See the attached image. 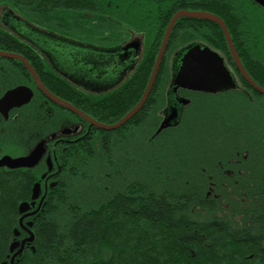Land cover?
I'll list each match as a JSON object with an SVG mask.
<instances>
[{
	"label": "trees",
	"instance_id": "16d2710c",
	"mask_svg": "<svg viewBox=\"0 0 264 264\" xmlns=\"http://www.w3.org/2000/svg\"><path fill=\"white\" fill-rule=\"evenodd\" d=\"M189 1L199 4L208 0H0L66 38L79 36L80 40H99L96 37L118 29L114 20L147 32L149 50L139 70L127 86L107 97H89L49 74L40 61L44 58L40 57L38 49L33 51L24 44L15 45L11 41L14 37L2 32L0 49L5 50L3 43L12 45L15 53L32 63L55 94L57 85L63 89L66 101L97 121L115 124L143 96L145 88L137 83V77L143 72L149 76L155 65L164 33L163 13H175ZM213 1L218 5L228 2ZM218 36L224 40L220 32ZM12 63L22 66L20 78L13 77L17 83L12 85L26 83L21 76L31 75L20 61ZM167 71L162 65L159 74H167ZM158 82L159 78L142 110L125 126L112 132L92 128L89 134L58 147L51 159L54 175L50 177L56 181V187L48 189L44 212L25 220L33 223L35 242L26 248L17 264H264L259 237L234 232L213 218L197 221L191 213L192 200L168 191L172 187L164 189L166 176L176 178L178 176L173 174L178 170L192 173L198 169V163L206 168L209 156L225 153L233 144L232 130L223 108L217 113V122L216 113L207 120L209 128L205 130L200 127L199 114L191 107L180 128L166 131L151 141L157 124L152 112L153 100L160 91ZM19 113L22 114L15 122L0 117V155L14 151L28 153L36 142L58 129H52L59 121L50 115L52 110L44 106L39 95ZM256 116L252 108L248 118ZM147 120L150 124L145 123ZM134 134H138L137 140ZM255 139L257 141L256 136ZM8 142L10 147L6 148ZM258 148L259 145L250 143L245 146L252 156L258 154ZM196 152L205 156L202 161L191 158ZM48 170L49 166L43 163L35 169H0V264L8 260L15 230L20 227L18 205L30 197L40 175ZM150 187L156 195H150ZM131 191L137 194L132 196ZM121 218L136 229L135 233L131 232L132 238L139 234L145 237L141 242L136 238V252L126 241L122 244L124 238L117 233ZM21 236H25L23 231ZM155 245L166 259L158 260L150 253L146 261L145 251ZM231 246L255 247L257 252L245 259L230 250Z\"/></svg>",
	"mask_w": 264,
	"mask_h": 264
},
{
	"label": "flooded vegetation",
	"instance_id": "af4514ba",
	"mask_svg": "<svg viewBox=\"0 0 264 264\" xmlns=\"http://www.w3.org/2000/svg\"><path fill=\"white\" fill-rule=\"evenodd\" d=\"M223 4L218 5L213 0L199 4L189 1L183 3V8L175 13H163L164 19L161 23L162 25L166 24V29L171 19L179 12L205 13L215 16L223 21L232 44L227 40L223 26L216 21L186 16L175 23L170 34L169 45L172 52L167 56V59L172 58L171 66L173 67V61L175 65L180 63L181 59L176 57L179 50L182 53L197 44L208 47L224 58L238 87L229 92L217 94L193 92L182 88L173 92L171 91L173 67L170 69L169 75L162 74V78H165L166 81V87H168L165 105L160 111V120L156 129L174 109L179 111V119H184L194 101L195 111L199 114L200 127H202L204 116L205 120H208L207 115L214 118L216 113L217 122V113L222 107L231 109L226 118L232 130L231 142L233 145L225 153H214L209 156L211 164L209 170L203 168L204 164L198 163L197 175L200 196H202L198 199V209L202 210L205 215L196 213L194 216L204 222L213 218V220L223 222L234 232L257 236L261 239L262 249H264V114L258 113V120L253 117L252 119L248 118L252 108L256 110L262 106L264 110V94L258 91L242 73L236 58V56L239 58L240 64L251 80L264 89V0H228ZM20 22L59 40V44L54 49L69 62L53 64L54 60L52 61L43 51V49H47L46 42H44L45 48L38 49L39 55L42 58L45 54L46 58L48 57L51 61L50 64L45 63V70L85 94H110L122 86L142 62L144 48H148L149 44V41L145 40L146 44L144 45L140 37H135L130 42L118 46L73 43L69 41V38L53 34L50 30L40 27L17 13L0 12L1 28L17 31L18 25L15 23ZM219 32L223 35L224 40L218 36ZM26 35L33 41H37L32 33ZM73 48L79 50L76 51ZM222 49H226L227 52H222ZM261 64L263 68H261ZM37 74L40 76L38 72ZM40 80L43 82L41 77ZM194 95L199 98L200 102H205L204 106L196 102L195 98L193 99ZM234 96L237 98L235 99ZM261 99L263 100L262 104ZM185 100L188 102L184 106ZM172 127L164 130L161 134L174 130ZM88 131L90 130L81 123L74 129L64 131V134L53 144H49L47 155L50 154L53 159L55 155L53 149L58 144L62 141L70 143L71 140L86 135L85 132ZM81 132L82 134L79 135ZM246 143L253 146L259 145L258 154L252 156L250 151L245 149ZM204 157L199 155L198 158L202 161ZM186 172L182 170V173Z\"/></svg>",
	"mask_w": 264,
	"mask_h": 264
},
{
	"label": "water",
	"instance_id": "95a60500",
	"mask_svg": "<svg viewBox=\"0 0 264 264\" xmlns=\"http://www.w3.org/2000/svg\"><path fill=\"white\" fill-rule=\"evenodd\" d=\"M177 15L193 16L195 18H201V19L207 18V19L216 21L217 23L223 26V30L225 32L226 38L231 44V39L226 29V26L224 25L223 21L220 20L219 18L212 16L210 14H205V13L179 12ZM174 22L175 20H173L172 24L170 25L169 29L164 35L161 50L157 57L154 70L152 72L150 81L148 83V86L144 93L143 98L138 103V105L133 110H131L123 119H121L120 121L112 125L99 124L89 115L81 112L79 109L72 106L71 104L61 101L60 99H58L57 97L49 93L48 90L43 85V83L41 82V80L39 79L32 65L23 56L17 55V54H12V55L6 54L7 55L6 57H9L10 59L21 60L26 66V68L29 70L31 75L35 78L39 88L51 100L65 107L66 109L72 111L73 113L81 116L83 119L89 122L92 127H97L98 129H103L107 131H114L116 129L121 128L126 123H128L135 115L139 113V111L142 109L143 105L145 104L152 90V87L154 85L156 76L159 72L161 62H162L164 53L166 51L167 43H168L171 31H172ZM16 30L25 35L27 33L25 31L27 30L26 28L25 30L24 28H22V30H19L18 27H16ZM52 40H55V39L51 37L50 41ZM45 45H48V43H46ZM130 47H133V46H130ZM135 48L136 50L138 49L137 46ZM233 53L235 54L234 49H233ZM176 57L181 60L179 64L177 63L174 66V75H173V80L171 84V91L173 92H176L177 90L182 88V89H187L193 92L217 94L219 92H224L230 89H236L238 87L231 71L225 64L224 58L220 56L217 52L213 51L212 49L208 47L197 44V45L191 46L189 49H186L182 53L177 54ZM237 62H238V66L240 67L242 73L248 78L251 84L258 91L264 94V89L262 87L260 88L255 82H253V80H251V78L248 76V74L243 69V66L240 64L238 58H237ZM53 64H56V63L53 62ZM33 96H34L33 91L27 86H19V87H16L15 89H11L7 91L4 94V96L0 99V115L5 120H8L10 117V113L13 110L20 109L24 106H27L31 102V99ZM187 102H188L187 100L184 101V106L187 105ZM178 119H179V111L174 109L173 112L161 123L159 129L157 130L156 135L174 126L176 124L175 121ZM54 136L55 135H52V138ZM45 144H46V141L44 140L41 141L27 155H24L21 157H12L8 155L3 156L2 158H0V169H8V170L34 169L40 164V162L43 160L47 152V148ZM40 191H41L40 187L38 186L37 188L34 189L33 198H32L33 202L38 200L40 196ZM23 205H24L23 210L28 209L29 206L25 204ZM34 213L35 212L30 213L28 215L32 216L34 215ZM23 221L24 219L21 220V225ZM27 225L28 227H32L33 223L29 222L27 223ZM25 229L29 232L30 237L21 242L14 241L12 243L10 250L13 253V256L11 258L10 264H16V258L18 256H21L23 252L25 251L27 245H30L34 241L33 233L29 230V228H25Z\"/></svg>",
	"mask_w": 264,
	"mask_h": 264
},
{
	"label": "rangeland",
	"instance_id": "374dc122",
	"mask_svg": "<svg viewBox=\"0 0 264 264\" xmlns=\"http://www.w3.org/2000/svg\"><path fill=\"white\" fill-rule=\"evenodd\" d=\"M223 2V1H222ZM224 3V2H223ZM5 7H12L13 9H15L16 11H18V13L17 14H19L20 16H22V17H24V18H26V19H28L25 15H23L22 14V12L20 11V9H18V8H16L15 6H13L12 4H10V3H8V2H4V3H0V12L2 11V9L3 8H5ZM29 13H31L30 11H28ZM21 13V14H20ZM28 20H30V19H28ZM31 22H33L32 20H30ZM35 23V22H34ZM114 23H115V25H117V30H114L115 32L114 33H112V34H106V35H100V36H98V37H96V38H99V40H96V39H94L92 42L91 41H85V40H80L81 39V37H79V36H77V37H73V36H69V41H72L73 43H76V42H83V43H87V44H92V45H98V46H105V45H123V44H125V43H127V42H130L131 40H133L135 37H140L141 39H142V41H143V43H144V45L146 44V41L145 40H147V38H148V34H147V32H145L144 30H139V29H136L134 26H130V25H125V24H122L119 20H114ZM15 24H17L18 25V29L19 30H22V28H24V30H25V28L27 29V30H25L27 33H32L33 34V36L34 37H36V39H38V40H40V41H42V42H46V43H48V45H50V46H52V47H55V46H57L58 44H59V40L57 39V38H55V40H52V41H50V39H51V37L49 36V35H47V34H45V33H43V32H41V30L40 31H38V30H35V29H33V28H31V27H29L27 24H25V23H23L22 24V22H20V23H15ZM37 24V23H36ZM25 26V27H24ZM40 27H42V26H40ZM160 27V26H159ZM162 27H164L163 28V38H162V42H163V39H164V35H165V32H166V24H164V25H162ZM45 28V27H44ZM0 29H2V28H0ZM26 33V34H27ZM80 38V39H79ZM161 42V43H162ZM41 45V44H40ZM162 45V44H161ZM161 45H160V47H159V51H158V54L160 53V50H161ZM41 46H44V44H42ZM73 50H76V51H78L79 49L78 48H73ZM144 50H145V52H144V56H143V59H142V62L140 63V65L138 66V68H136V71L133 73V75L130 77V79L129 80H127L124 84H122V86H120L119 88H117L116 90H114V91H112V92H110V94H103V95H91V94H85V93H82V94H84V95H87V96H89V97H107V96H109V95H111V94H113V93H115L116 91H118L119 89H121L122 87H125V86H127V84H129L128 83V81H131L132 80V78L134 77V75L137 73V71L139 70V68H140V66H141V64L143 63V61L145 60V58H146V54H147V50H149V49H147V48H144ZM43 51L47 54V56L48 57H50L52 60H54L53 62L54 63H58L54 58H53V56L51 55V53H53V50H48V49H43ZM177 51V50H176ZM175 51V52H176ZM180 51L181 50H179V52H178V54L180 53ZM222 52H224V53H226L227 51H226V49L224 50V49H222L221 50ZM171 52H172V49H171V46L169 45V40H168V43H167V47H166V51H165V53H164V56H163V59H162V62H161V66L162 65H165L167 68H168V71H167V75H169V73L171 72V70L170 69H172L174 66H175V63H174V61H173V67L171 66V59H167V56H169L170 54H171ZM158 54H157V56H156V59H155V63H156V60H157V57H158ZM173 56H174V54H173ZM170 58V57H169ZM11 60H14V61H20L23 65H24V63L21 61V60H18V59H11ZM41 62H42V64H43V67L46 69V67H45V62H43L44 61V59L43 60H40ZM58 64H60V63H58ZM11 65L13 66V67H16L19 71H22V66H20V65H14V63H11ZM155 66V65H154ZM160 66V67H161ZM24 67L26 68V66L24 65ZM261 68H263L262 67V64H261ZM67 69V68H66ZM26 70H27V72L29 73V75H30V72H29V70L26 68ZM153 70H154V67H153V69H152V71H151V73H150V75L149 76H147V75H145L144 74V72L143 73H139V75H138V77H137V83H140L141 85L143 84L144 85V88H145V90H144V93H145V91H146V89H147V86H148V83H149V81H150V78H151V75H152V72H153ZM160 70V69H159ZM70 71H72V70H70ZM162 74L163 73H161V74H159V72H158V74H157V76H156V79H155V82H154V85H153V87H152V90H151V92L153 91V89H154V87H155V84H156V81H157V78H159V82H158V84H157V87L158 88H160V91L158 90L157 91V95H156V98L153 100L154 101V111L152 112L153 113V115H154V117H155V119H156V117H157V123L159 122V120H160V118H159V115H160V111L163 109V107H164V105H165V95H166V89H167V87H166V83L164 84V82H165V78H162ZM38 75V74H37ZM31 77V76H30ZM39 77V76H38ZM41 77V76H40ZM42 79V78H41ZM6 80V82H2V84H1V88H0V92L1 93H4L5 91H7V90H9L11 87H14L13 85H12V83H17V81L16 80H14L13 79V77H10L9 79H5ZM44 82V81H43ZM47 83H49V81L47 82ZM44 84H45V82H44ZM151 92H150V94H151ZM144 93L142 94L143 96H144ZM150 94H149V96H148V98H147V100H146V102L148 101V99H149V97H150ZM143 96H142V98H143ZM235 97V99L237 98L236 96H234ZM141 98V99H142ZM195 98V100H196V102H198V103H200L202 106H204V101H201L200 102V100H199V98L196 96V95H194L193 96V99ZM141 99H140V101H141ZM139 101V102H140ZM138 102V103H139ZM146 102H145V104H146ZM262 102H263V100L261 99V104H262ZM138 103H137V105H138ZM144 104V105H145ZM136 105V106H137ZM144 105H143V107H144ZM51 106H53V107H57V110H53L52 109V114H50L52 117H54L56 120H58L59 121V124H57V125H53L52 126V129L54 130V129H56L57 127H58V129L56 130V131H54V132H52L51 134L49 133V134H47L46 135V137H44L42 140H40L39 142H41V141H46V144H45V146H46V148L48 149L49 148V144L51 145V144H53V142L56 140V139H58L59 137H61L63 134H64V131H66V130H68V129H74L75 128V126L76 125H80V123L81 124H83L87 129H89L90 131H88V132H85V134H89L90 132H91V130H92V128H95V127H92L91 125H90V123L89 122H87L85 119H83L81 116H79V115H77V114H75V113H73L72 111H70V110H61L60 109V107H58V106H56L53 102H49V104H48V107H51ZM135 106V107H136ZM195 101L193 102V105H192V108H194V111H195ZM134 107V108H135ZM142 107V108H143ZM133 108V109H134ZM226 112H227V114L229 113V111L231 110L230 108L229 109H227L225 106L224 107H222ZM22 109V108H21ZM132 109V110H133ZM190 109V108H189ZM188 109V110H189ZM142 110V109H141ZM140 110V111H141ZM19 111H20V109H18V110H16V111H14V113L11 115V117H10V120L12 121V122H15V121H17L18 120V118L21 116V114L22 113H19ZM139 111V112H140ZM57 112V113H56ZM130 112V111H129ZM128 112V113H129ZM255 112H256V114H257V116H256V120H258V118H259V116H258V113L259 114H264V110H263V108H262V106L260 107V108H256V110H255ZM127 113V114H128ZM126 114V115H127ZM88 115V114H87ZM125 115V116H126ZM138 115V114H137ZM137 115H135V116H137ZM90 116V115H89ZM124 116V117H125ZM134 116V117H135ZM1 117V116H0ZM91 117V116H90ZM123 117V118H124ZM133 117V118H134ZM2 118V117H1ZM91 118H93V117H91ZM122 118V119H123ZM132 118V119H133ZM150 117H148V119H149ZM208 120H211L210 119V117H209V115H207V117H206ZM94 119V118H93ZM131 119V120H132ZM151 119V118H150ZM95 120V119H94ZM130 120V121H131ZM95 121H97V120H95ZM76 122V123H75ZM78 123V124H77ZM145 123L146 124H150V121H145ZM73 124H75V125H73ZM127 124V123H126ZM125 124V125H126ZM106 125H108V124H106ZM125 125H123V126H125ZM252 125V124H251ZM122 126V127H123ZM83 127V126H82ZM156 127H157V124H156ZM202 127L203 128H206L205 130H207L208 128H209V123H208V121L207 120H205V116L203 117V120H202ZM120 129V128H119ZM116 130H118V129H116ZM116 130H114V131H116ZM157 130L158 129H156L155 128V130L153 129V131H152V133H151V136H150V140L151 141H153V140H156V139H158L159 137H161L162 136V132L160 133V134H158V135H156V133H157ZM101 131H105V132H112V131H107V130H103V129H101ZM146 132H147V130H146ZM82 134V132L79 134V135H81ZM144 134V133H143ZM222 134H223V132H222ZM52 135H55L52 139H50V136H52ZM134 139H138V134H134ZM38 142V143H39ZM120 142V141H119ZM217 142H221L220 140H217ZM37 142L34 144V146L35 145H37L38 144ZM33 146V147H34ZM58 146H59V144H58ZM7 147H10V143L8 142V145L6 146V148ZM11 151H13V149L11 150ZM47 152H48V150H47ZM47 152H46V154H45V156H44V158H43V160L40 162V164H44V166H49V170H48V172H45L44 174H42V175H40V181H41V183H43V182H47V184L49 185H52V184H54V180H52L51 182H49V179H50V177H53V174H54V172H53V165H52V160H51V155L50 154H48L47 155ZM210 152H211V149H210ZM24 152H21L20 153V151H14V155H16V156H18V155H21V154H23ZM24 154H26V153H24ZM28 154V153H27ZM26 154V155H27ZM3 155H6V153L5 154H1L0 155V157H2ZM7 155H9V154H7ZM14 155H12V156H14ZM202 155V154H201ZM184 157V156H183ZM199 157V155L197 154V152L193 155V156H191V158H198ZM49 159V160H48ZM205 166H206V169H210V166H211V164L208 162L207 164H205ZM6 170H8V169H6ZM60 169H58V171H59ZM187 172L186 173H182V170H178V171H176V172H174V174L173 175H175V176H178V177H176V178H172V177H169V176H166V180H165V183H167V184H169V185H171V189L170 190H168V191H171V192H173L175 195H177L179 198H183V197H186V198H189L188 200H192L194 203H193V205L191 206V212L193 213V214H196L197 213V215H205L204 213H203V211L202 210H199L198 209V199H200V197H202V196H200V185H199V183H198V175H197V172H198V169L197 170H193V172L192 173H190L189 172V170H186ZM45 175V176H44ZM40 196H39V198H38V200L36 201V203H37V205H39L40 203H41V205L40 206H44V202H45V199H46V192H44V190H45V187H44V184L41 186V188H40ZM148 191H150V195L152 194V195H156L155 194V192H154V189H152V187H150L149 188V190ZM131 194H132V196H135L137 193H132V191L130 192ZM153 196H151V198H152ZM26 220V219H25ZM23 222H25V221H23ZM25 225V224H24ZM119 226V228H118V235L119 236H122L123 238H124V240H122V244L124 243V245H125V241H126V243H127V245H128V247H131V249H133L132 251L133 252H136V250H137V246H138V244L136 243V238H139V240H140V242L141 241H143L144 240V235L143 234H139V235H135L133 238L131 237V232L132 233H135L136 232V229H134V228H132V226H131V223L130 222H126V220H125V218L124 219H120V223L118 224ZM146 228V227H145ZM25 233V236H21L22 238H29L30 237V235L28 234V233H26V232H24ZM157 235V234H156ZM18 240L19 241H21L19 238H18ZM135 245H137V246H135ZM135 246V247H134ZM150 250H152V251H155V253L153 252L152 253V251H150ZM150 250H148V251H145V258H146V261H148L150 258L148 257L149 256V254L151 253L153 256H154V258H157L158 260H163V259H166L165 257H164V253H161L159 250H158V248L156 247V245H155V247L154 248H152V249H150ZM230 250H232L235 254L236 253H239V254H241V255H243V258H249V257H252V255H254V254H256V252H257V249L255 248V247H252L251 249L250 248H247V249H244V247H241V246H231L230 247ZM229 250V251H230ZM139 255H141V254H139ZM141 256H143V255H141ZM143 258V257H142ZM148 259V260H147Z\"/></svg>",
	"mask_w": 264,
	"mask_h": 264
},
{
	"label": "bare ground",
	"instance_id": "6f19581e",
	"mask_svg": "<svg viewBox=\"0 0 264 264\" xmlns=\"http://www.w3.org/2000/svg\"><path fill=\"white\" fill-rule=\"evenodd\" d=\"M2 11L3 12H6V13H18V11H16L15 9H13L12 7H5V8H3L2 9ZM178 14V13H177ZM175 15L172 19H171V22H170V24H169V26H168V28H167V30L169 29V27H170V25L172 24V22H173V20H175V22H174V25H175V23L179 20V19H182V18H186V16H183V15ZM190 17H193V16H190ZM174 25H173V27H172V30H173V28H174ZM1 28V27H0ZM167 30H166V32H167ZM0 32H2V33H4V34H7V35H9V36H11V37H14V38H12L11 39V41L12 42H14L15 43V45H18V44H21L22 46H23V44L24 45H26L28 48H31L33 51H36L37 50V48L38 49H43V47L44 46H41L42 44H44V42H42V41H40V40H38L37 39V41L35 42V41H33L31 38H29L27 35H25V34H23V33H21V32H17V31H14V30H9V29H0ZM165 32V33H166ZM172 32V31H171ZM112 33H114V32H112ZM24 39H26V40H28V41H26V40H24ZM41 44V45H40ZM162 44V43H161ZM3 45L5 46V50H3V49H0V83H2V82H6V80L5 79H9L10 77H18V78H20V71L16 68V67H13L12 65H11V63H12V61H14V60H11L9 57H6L7 55L6 54H9V55H12V54H15V51H14V47H11V46H8V44H6V43H3ZM162 46V45H161ZM48 50H53V53H51V55L53 56V58L58 62V63H68L69 61L60 53V52H58V51H55V49H54V47H52V46H50V45H47V46H45ZM44 47V48H45ZM238 58V57H237ZM239 59V58H238ZM34 70H35V72H36V74H37V70L34 68ZM31 74V73H30ZM22 77V79L24 80V81H26V83H20V84H18V85H15L14 87H11L9 90H11V89H15L16 87H19V86H27V87H29L32 91H33V94H34V96L32 97V99H31V102L27 105V106H29L30 104H32L33 103V101L35 100V97H36V95H39V96H41L42 97V102H43V104H44V106L46 107V108H49L50 110H57V107H53V106H51V107H48V104H49V102H53L56 106H58V107H60V109L63 111V110H67L65 107H63V106H61V105H59L58 103H56V102H54L53 100H51L40 88H39V86L37 85V82H36V80H35V78L33 77V76H27V77H24V76H21ZM39 79H40V76H39ZM43 83V82H42ZM43 85L45 86V88L48 90V92L49 93H51L52 95H54L55 97H57L58 99H60L61 101H64V102H66V103H69V104H71L72 106H74V107H76L77 109H79L81 112H83V113H85V114H87L86 112H84L82 109H80L79 107H77V106H75V105H73L72 103H70V102H68V101H66L64 98V93H63V89L62 88H57L58 86L57 85H55V91H56V94L54 93V91L52 90V89H50L49 87H47V85L46 84H44L43 83ZM9 90H7V91H9ZM231 90H234V89H230V90H227V91H224V92H229V91H231ZM7 91H5L4 93H1L0 92V99L4 96V94L7 92ZM99 124H104V123H102V122H100V121H97ZM185 122H184V119H178L177 121H176V124L172 127V128H174V130H177L178 128H180L181 127V125H183ZM104 125H106V124H104ZM112 125V124H111ZM95 129H98L97 127H95ZM98 130H101V129H98ZM50 139H52V136H50ZM38 143V142H37ZM40 143V142H39ZM66 144H68V143H66L65 141H62L60 144H59V146H65ZM36 146V145H35ZM34 146V147H35ZM59 146H57L56 148H54L53 150H57L58 149V147ZM33 147V148H34ZM32 148V149H33ZM31 148L27 151L28 153L32 150ZM48 150V149H47ZM50 150L52 151V148H50ZM7 154L8 153H6V155H3V156H7ZM27 154V153H26ZM26 154H22V155H18V156H16V155H14V156H12L13 154H9L8 156H12V157H21V156H24V155H26ZM2 156V157H3ZM2 157H0V158H2ZM37 168V167H36ZM45 176V175H44ZM52 180H54V179H52V178H50L49 179V182H51ZM44 184V187H45V190H44V192H46V195H47V193H48V189L49 188H54V187H56L55 185H56V181L54 180V184H52V185H48L47 184V182H43V183H41V181H38L35 185H34V187H33V189H32V194L30 195V197L27 199V200H25V201H23L22 202V204L21 205H18V207H17V216H20V218H19V228L18 229H16L15 230V233H14V239H13V241H12V243L14 242V241H19L18 240V238L21 240V241H23V240H25V239H27V238H22L20 235H21V231H23V232H26V233H28L29 234V232L25 229V228H29V230L33 233V231H32V227H28V225L27 224H25V223H28L27 221L26 222H22V225H21V220L22 219H24V221H25V219H28V218H36V217H38L41 213H42V211L44 212V210H45V206H40V205H37L35 202H33V192H34V189L35 188H37V186L38 187H40L41 188V186ZM168 187H171V185H169V184H165V186H164V189H167ZM32 203H34V204H32ZM193 203V202H192ZM23 204H25V205H27V206H29L28 207V209H26V210H23L24 208H23ZM33 212H35L34 213V215H32V216H29L28 214H30V213H33ZM189 218V217H188ZM194 219H196V218H194ZM197 220V219H196ZM198 220H200V221H203L202 219H198ZM197 220V221H198ZM199 221V222H200ZM25 224V225H24ZM17 233H18V235H17ZM30 235V234H29ZM33 236H34V241L30 244V245H27V247L26 248H28V247H32L33 246V244H34V242H35V234L33 233ZM21 241H19V242H21ZM12 243H11V245H12ZM249 244V242H244V244ZM11 245H10V247H11ZM250 245V244H249ZM10 247H9V252H10V255H9V258H8V260L7 261H5L3 264H10V261H11V258H12V256H13V253L11 252V250H10ZM241 247H243V246H241ZM26 250V249H25ZM25 252V251H24ZM23 252V253H24ZM22 256V255H21ZM21 256H18L17 258H16V264L17 263H19V261H20V259H21ZM254 255H252V257H253ZM7 262V263H6Z\"/></svg>",
	"mask_w": 264,
	"mask_h": 264
}]
</instances>
